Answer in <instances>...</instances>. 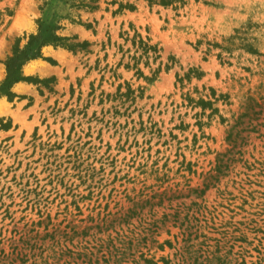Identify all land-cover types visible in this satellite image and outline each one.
I'll use <instances>...</instances> for the list:
<instances>
[{
  "label": "rangeland",
  "instance_id": "obj_1",
  "mask_svg": "<svg viewBox=\"0 0 264 264\" xmlns=\"http://www.w3.org/2000/svg\"><path fill=\"white\" fill-rule=\"evenodd\" d=\"M0 264H264V0H0ZM46 34V33H44Z\"/></svg>",
  "mask_w": 264,
  "mask_h": 264
},
{
  "label": "trees",
  "instance_id": "obj_2",
  "mask_svg": "<svg viewBox=\"0 0 264 264\" xmlns=\"http://www.w3.org/2000/svg\"><path fill=\"white\" fill-rule=\"evenodd\" d=\"M67 40L66 37L57 36L50 31L43 30L40 25V31L37 34L28 36L26 46L24 48H14L12 55L5 61V77L0 83V97L5 96L11 101L15 97V94L11 91L15 83L34 81L33 78L23 76L21 69L30 60L41 56L40 52L43 46L52 45L75 52L76 50L85 49L88 45L85 41L67 45Z\"/></svg>",
  "mask_w": 264,
  "mask_h": 264
}]
</instances>
